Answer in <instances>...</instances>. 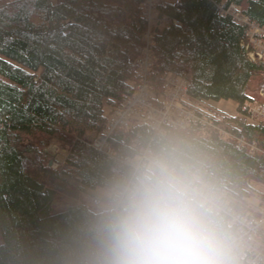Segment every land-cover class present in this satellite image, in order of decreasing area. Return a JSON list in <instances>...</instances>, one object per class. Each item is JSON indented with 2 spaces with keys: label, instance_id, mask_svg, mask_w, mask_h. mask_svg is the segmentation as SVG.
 I'll return each mask as SVG.
<instances>
[{
  "label": "trees",
  "instance_id": "obj_1",
  "mask_svg": "<svg viewBox=\"0 0 264 264\" xmlns=\"http://www.w3.org/2000/svg\"><path fill=\"white\" fill-rule=\"evenodd\" d=\"M142 2L0 0V264H65L94 212L77 201L79 193L105 188L161 137L187 145L235 199L249 198L251 183L264 186V124L240 116L223 114L217 126L260 151L252 154L214 128L159 132L136 119L112 133L111 154L85 138L105 128L107 109L134 94V56L143 52L148 30ZM223 2L264 26V0L158 2L151 46L156 92L173 74L188 81L193 101L241 105L264 86V64L242 46L247 27L220 15ZM51 140L68 146V154L44 151Z\"/></svg>",
  "mask_w": 264,
  "mask_h": 264
},
{
  "label": "clouds",
  "instance_id": "obj_2",
  "mask_svg": "<svg viewBox=\"0 0 264 264\" xmlns=\"http://www.w3.org/2000/svg\"><path fill=\"white\" fill-rule=\"evenodd\" d=\"M209 169L161 137L100 190L65 264H246Z\"/></svg>",
  "mask_w": 264,
  "mask_h": 264
},
{
  "label": "built area",
  "instance_id": "obj_3",
  "mask_svg": "<svg viewBox=\"0 0 264 264\" xmlns=\"http://www.w3.org/2000/svg\"><path fill=\"white\" fill-rule=\"evenodd\" d=\"M159 1L143 0L141 7L148 21V30L143 34L144 49L134 56L137 66L138 81L135 83L134 94L125 98L122 104L109 109L105 128L96 132L91 141L97 150L111 154L109 138L118 128H130L133 119L148 125L152 129L163 132L167 127L176 130L217 129L221 138L235 140L240 147H248L251 153L260 151L255 142H249L244 135H235L217 126L216 120L221 114L201 106L199 101H193L189 96V83L186 79L167 74L162 92H156L151 83L154 58L151 46L153 33L159 24L156 6ZM172 1V0H170ZM222 16L231 17L234 23L247 27V40L242 43L247 57L253 62L264 64V26L251 20L241 7L235 4L219 5ZM166 23H169L168 19ZM173 23L180 25L179 21ZM251 99L239 105L241 114L249 123L264 124V86L260 87ZM199 102V103H197ZM52 145V144H49ZM48 145V147H49ZM44 151H48L47 148ZM50 148V147H49ZM51 151H48L49 153ZM225 213L229 218L236 245L246 264H264V207L258 210L236 208V200L232 193L223 192Z\"/></svg>",
  "mask_w": 264,
  "mask_h": 264
},
{
  "label": "rangeland",
  "instance_id": "obj_4",
  "mask_svg": "<svg viewBox=\"0 0 264 264\" xmlns=\"http://www.w3.org/2000/svg\"><path fill=\"white\" fill-rule=\"evenodd\" d=\"M165 1H170V0H165ZM199 104L203 106L204 108H209L211 111H215L216 113H219L221 115L227 114V115H232V116H238L241 114V111L239 109V104L238 102L234 100H220L216 102L209 101L208 103L201 102ZM107 113H109L108 109H107ZM95 136H96V132H93V133L86 135L85 138L92 141L95 138ZM49 144H52V145H49ZM49 144L48 145L50 148L48 146H44V148L48 147L47 150L51 151L49 152L51 155L53 156L58 155V156H61L62 158L63 156L68 154V150H69L68 146L64 145L59 140H51ZM49 165L53 167L54 169L58 167V164L53 161H50ZM251 186H252L251 196L244 200L236 199L234 201V204L236 205L239 204L243 206L245 209H252V210H258L260 208H263L264 207V199H263L264 186L258 183H251ZM102 189L104 188H97L96 190L86 189L85 191L79 193L77 201L88 205L93 211H95L96 207H95L94 201L98 193ZM1 243H2V239L0 235V244Z\"/></svg>",
  "mask_w": 264,
  "mask_h": 264
}]
</instances>
